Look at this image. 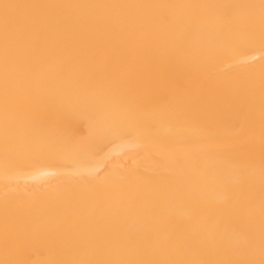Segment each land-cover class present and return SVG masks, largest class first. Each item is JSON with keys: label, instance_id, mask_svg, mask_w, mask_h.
I'll return each mask as SVG.
<instances>
[{"label": "bare ground", "instance_id": "obj_1", "mask_svg": "<svg viewBox=\"0 0 264 264\" xmlns=\"http://www.w3.org/2000/svg\"><path fill=\"white\" fill-rule=\"evenodd\" d=\"M0 264H264V0H0Z\"/></svg>", "mask_w": 264, "mask_h": 264}]
</instances>
